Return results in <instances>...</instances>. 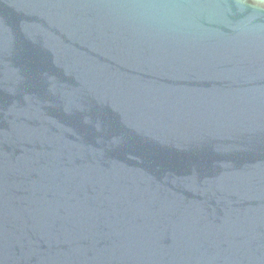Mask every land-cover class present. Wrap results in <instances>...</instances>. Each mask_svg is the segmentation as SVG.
I'll return each instance as SVG.
<instances>
[{
	"label": "water",
	"instance_id": "obj_1",
	"mask_svg": "<svg viewBox=\"0 0 264 264\" xmlns=\"http://www.w3.org/2000/svg\"><path fill=\"white\" fill-rule=\"evenodd\" d=\"M0 264H264V0H0Z\"/></svg>",
	"mask_w": 264,
	"mask_h": 264
}]
</instances>
